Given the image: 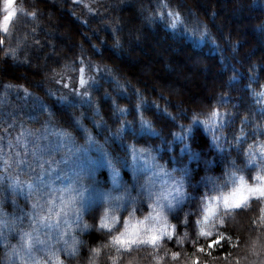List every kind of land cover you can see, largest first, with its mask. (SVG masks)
Returning <instances> with one entry per match:
<instances>
[{"label": "trees", "instance_id": "obj_1", "mask_svg": "<svg viewBox=\"0 0 264 264\" xmlns=\"http://www.w3.org/2000/svg\"><path fill=\"white\" fill-rule=\"evenodd\" d=\"M85 1L16 0L7 32L0 30V136L10 137L22 123L35 129L54 127L75 145L84 143L85 131L89 133L119 172L118 195L125 200L113 211L118 217L121 212L128 217L133 209L130 219L148 213L125 186L132 146L148 149L151 161L181 182L186 195L169 214L176 226L173 238H164L158 249L118 257L116 264H156L154 255L164 258L161 264H264L262 202L252 200L227 216L221 209L209 227L196 223L201 195L215 194L211 185L206 187L209 178L222 183L235 162L252 182L255 167L246 165L244 150L264 141V97L252 95L264 90V0ZM169 10L180 13L182 22L174 28L169 27ZM161 12L163 17L157 15ZM5 50H15V55L5 56ZM80 65L96 68L84 89L90 100L84 97L79 104L82 113L49 94L65 68ZM190 78L188 85L181 84ZM116 106L127 112H116ZM213 108L224 116L217 121L220 126L193 125L191 142L173 137L183 135L194 114L203 119ZM141 114L152 122L155 135L141 128ZM241 128L246 138L237 144ZM189 143L192 152L183 150ZM3 199L0 192V205ZM106 207L98 201L82 215L90 227L81 234L77 250L62 257L64 264H90L92 248L108 242L106 232L94 226V217L98 220ZM122 227L121 218L116 231ZM202 227L213 235H199ZM219 233L225 239L209 249V240ZM173 252L179 254L176 259ZM110 256H118L114 247L101 248L95 264H112Z\"/></svg>", "mask_w": 264, "mask_h": 264}, {"label": "rangeland", "instance_id": "obj_2", "mask_svg": "<svg viewBox=\"0 0 264 264\" xmlns=\"http://www.w3.org/2000/svg\"><path fill=\"white\" fill-rule=\"evenodd\" d=\"M72 1L82 5L86 3L85 0ZM15 2L16 0H12V9ZM4 3L5 0H0V23L7 15ZM148 63L152 64L149 61ZM81 68L84 69L83 79L88 82L91 71L96 68L80 65L65 68L49 88V94L59 103L73 105L80 113L82 112L79 104L84 100V96L77 93L84 91L87 84H80ZM139 68L143 73L148 72L142 68V64ZM190 80L191 78L188 82L183 80L181 84L188 85ZM61 97H65V100L62 101ZM77 120L85 131L80 119ZM62 133L64 132L54 127L44 125L35 129L22 123L10 137L8 134L0 136V192L4 194L3 204L0 205L2 264H33V261L35 264H61V262L64 264L62 257L77 250L85 225L82 215L89 206L104 201V194L118 195L119 187L122 186L120 175L114 176L115 163L107 158L101 146L93 138L89 140L88 137L91 135L86 131L85 141L80 145H75L72 139L69 141ZM6 161L9 163H5ZM109 161L112 167L109 166ZM41 163L44 164L43 172L38 166ZM49 165H51L50 169ZM157 166L160 165L153 163L148 153L143 157L138 154L134 159L130 150L125 186L132 197L147 207L148 213L152 211L149 205L153 203L155 197L165 191H171L169 186L176 180L166 175L165 171H160ZM256 171L255 168L252 176ZM37 174L41 177L39 181L36 179ZM248 183L251 184L253 181ZM181 186L184 192V187L182 184ZM149 192L153 194L151 197ZM71 197H75V207L80 208L79 215L75 207H65L61 204V200L67 201ZM183 197L172 211L180 204ZM38 198L41 202L52 201V212L49 213L45 206L42 213L46 216L51 215L52 220L49 223L35 225L37 231L32 233L33 237L38 236L40 240L46 241L47 245L35 244L29 258L20 251V233L31 231L32 205ZM18 201L21 203L18 204ZM165 214L168 216L169 224L173 225L169 219L170 212ZM111 215L118 214L111 212ZM143 218L133 217L131 221L135 222ZM57 223L59 228L55 226ZM60 233H63L67 245L63 241L58 242ZM73 239L77 241L74 249ZM13 245L17 246L18 255L12 252Z\"/></svg>", "mask_w": 264, "mask_h": 264}, {"label": "snow or ice", "instance_id": "obj_3", "mask_svg": "<svg viewBox=\"0 0 264 264\" xmlns=\"http://www.w3.org/2000/svg\"><path fill=\"white\" fill-rule=\"evenodd\" d=\"M165 7L167 5H164ZM4 8L7 10V15L3 17V22L0 23V29L7 32L8 22L12 19L14 15V10L12 9V0H5ZM29 15H34L30 13ZM160 17H163V13L157 14ZM168 17L171 18V22L169 27H176L178 22L181 21L180 13L173 12L169 10L167 13ZM201 37L206 36L205 32L200 33ZM3 44V40H0V45ZM12 54L15 55V50H5V56ZM100 69H97L99 71ZM81 79L80 84L85 85L87 82L83 79L84 69H80ZM234 79V77L232 78ZM10 87V86H6ZM67 87V85H65ZM264 89V85L261 86ZM26 94L27 90H25ZM84 97H88L90 100V93L87 91H82L77 93ZM253 97H264V90L261 92L252 91ZM62 101L65 100V97L60 98ZM137 111L140 110V105L136 106ZM115 111L121 114H125L127 109L120 108L118 106L115 107ZM224 116L215 108H213L210 112L204 115L203 119H200V114H194L192 116V124L189 125L188 128L182 129L183 135L172 133L174 138L179 139L180 141H184L185 139L190 142L193 140V136L191 134L193 125L203 124L205 127L212 126L218 127L220 125L217 124V121L223 122ZM248 117L245 116L241 119V124L245 125L247 123ZM79 121H77L78 123ZM139 123L141 128L144 130L151 131L154 135L156 134L154 129L152 128V122L145 119L143 114L139 117ZM67 139L70 141V136L67 133H62ZM246 138V134L244 129L241 128L240 134L236 137L237 144L241 143L243 139ZM89 140H92V137H88ZM213 141L216 142L217 147H219V137L213 136ZM188 152H192L191 143L185 144L184 149ZM148 152V149L141 148L137 150L135 146H132L131 153L133 158L139 154L141 157L144 156L145 153ZM194 156L198 155L197 153H192ZM244 154L247 157L246 165H251L257 169L256 173L252 176L253 183L249 184L246 180L245 176L241 174V169L235 166V162H233V168L231 171H226L224 174L223 182L217 184L213 178H209L206 183V187L211 185L210 191L215 193L214 195H209L208 193L202 194L200 197L199 204V212L200 217L197 219V225H203L205 227H209L210 221L215 220L218 216H220V211L223 209L224 216L229 215L232 211L243 209L247 207L252 200H257L262 202L260 207V218L264 220V141H256L253 144H249L248 148L244 150ZM9 163V162H5ZM23 163V161H21ZM42 172L44 171V164L41 163L38 165ZM109 166L112 167L111 161H109ZM160 168V171H164L162 166H157ZM51 165H49V169ZM114 176H118L119 172L116 168L113 167ZM167 175V173H165ZM186 174V173H185ZM36 179L39 181L41 179L40 175L37 174ZM91 179V176H89ZM219 179V178H216ZM115 182V181H114ZM229 185L231 187H229ZM171 191H165L162 195H157L153 200V203L149 205V208L152 209L147 215L144 216L141 220H136L135 222L131 221V217L135 211L133 209L129 212L128 217H123L122 212L121 216L111 215V212L120 210L123 205L120 203L125 200L124 196H112L110 194H104L103 199L104 202L108 205L100 215L97 220L94 217V226L101 230L102 232H106L108 236V242L106 244L101 245L100 247L92 248L93 259L90 260V264H95V257L101 254V248L114 247L118 256L112 257L109 259L112 261V264H116L118 257H123L125 255H130L133 251L141 249V248H151L153 250L161 247V241L164 238L172 239L173 233L175 232V225H170L168 222V216L165 214L166 212H171L173 208L179 203L180 198H182L186 193L183 192L181 182L179 180H174L172 184L169 186ZM229 187L228 191H223L224 188ZM175 193V195H173ZM79 195V193H77ZM153 194L149 192V196L151 197ZM75 197L69 198L67 201L61 200V204L65 207L73 206L75 207ZM52 201H44L41 202L38 198L36 202L33 203V220H32V229L31 231H22L20 233L21 243H20V251L31 258V254L34 251L35 244H40L43 246L47 245V242L44 240H40L39 237H33V232H36L37 229L35 225L37 224H45L49 223L52 220L51 215H43L45 206H47L48 212H52L51 208ZM75 211L77 215H79L80 208L75 207ZM123 219V227L116 231V228L119 226L120 219ZM67 223V221H65ZM219 224L223 225L225 220L223 217H220ZM255 223V221H253ZM59 228V224L55 225ZM90 226L85 224L84 230H87ZM205 227L200 229L199 235L205 237H211L213 232L211 230L206 231ZM171 229V230H170ZM114 233V234H113ZM225 239L223 233H219L216 235L215 239H210L208 242V248L211 249L214 246L220 245L221 241ZM231 240V237H228ZM59 241H63L65 245H67V241L64 240L63 233L59 235ZM77 241L73 239L72 247L75 248ZM17 246H12V252L16 253ZM198 251H204L203 248H198ZM55 255V253H53ZM178 253H171L173 259L178 257ZM153 259L156 264H161L163 261V257L159 255H154ZM35 264V261H33ZM62 264V262H61Z\"/></svg>", "mask_w": 264, "mask_h": 264}]
</instances>
